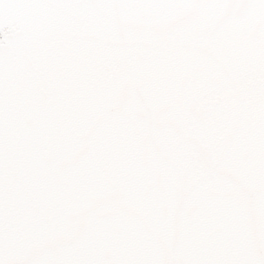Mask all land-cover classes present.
Here are the masks:
<instances>
[{
    "label": "snow or ice",
    "instance_id": "1",
    "mask_svg": "<svg viewBox=\"0 0 264 264\" xmlns=\"http://www.w3.org/2000/svg\"><path fill=\"white\" fill-rule=\"evenodd\" d=\"M0 264H264V0H0Z\"/></svg>",
    "mask_w": 264,
    "mask_h": 264
}]
</instances>
